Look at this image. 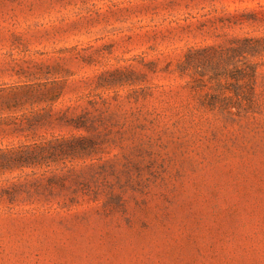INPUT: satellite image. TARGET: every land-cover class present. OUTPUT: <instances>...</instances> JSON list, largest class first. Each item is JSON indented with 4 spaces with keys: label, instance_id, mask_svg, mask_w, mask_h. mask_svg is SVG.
<instances>
[{
    "label": "rangeland",
    "instance_id": "rangeland-1",
    "mask_svg": "<svg viewBox=\"0 0 264 264\" xmlns=\"http://www.w3.org/2000/svg\"><path fill=\"white\" fill-rule=\"evenodd\" d=\"M243 37L264 0H0V149L88 139L68 190L0 172V264H264V54L249 108L183 69Z\"/></svg>",
    "mask_w": 264,
    "mask_h": 264
},
{
    "label": "trees",
    "instance_id": "trees-1",
    "mask_svg": "<svg viewBox=\"0 0 264 264\" xmlns=\"http://www.w3.org/2000/svg\"><path fill=\"white\" fill-rule=\"evenodd\" d=\"M263 54L264 40L246 37L232 38L231 45L227 48L208 46L201 51L190 50L183 69L194 70L191 78L195 83L203 81L208 76L207 73L212 74L209 76L211 81L218 80L220 77H229L235 82L238 90L237 97L242 98L249 108L253 104L258 67L252 59ZM75 124L76 128L84 127L80 117L76 119ZM87 140L85 137L75 136L68 139L51 138L0 149V172L31 169L32 175L35 176L31 187L36 197L44 194L53 195L56 189L68 190L64 176L58 175L56 168H53L51 164L59 162L65 164L66 160L73 159L77 151L85 149L82 144ZM12 189L16 190L17 185H12ZM6 193L7 200L10 203L13 202L12 197H15V192L8 190Z\"/></svg>",
    "mask_w": 264,
    "mask_h": 264
}]
</instances>
